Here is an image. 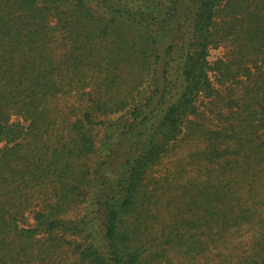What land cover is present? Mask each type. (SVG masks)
<instances>
[{
	"label": "trees",
	"instance_id": "16d2710c",
	"mask_svg": "<svg viewBox=\"0 0 264 264\" xmlns=\"http://www.w3.org/2000/svg\"><path fill=\"white\" fill-rule=\"evenodd\" d=\"M179 141L199 181L159 210ZM249 225L264 264V0H0V264H196Z\"/></svg>",
	"mask_w": 264,
	"mask_h": 264
},
{
	"label": "rangeland",
	"instance_id": "374dc122",
	"mask_svg": "<svg viewBox=\"0 0 264 264\" xmlns=\"http://www.w3.org/2000/svg\"><path fill=\"white\" fill-rule=\"evenodd\" d=\"M226 54L227 50L224 47H212L209 60L215 61L219 58L225 57ZM195 148L196 146L194 144L191 145L190 143H185V141L177 142L152 173L151 181L154 183L159 180L161 183L158 187H162L157 193L159 196V210H165L166 207H172L173 205H171L170 202H173L176 206L178 202L175 201V198H177L176 195L178 194L180 187L199 181L197 177L198 171L193 169L190 165V163H192L190 155ZM257 237L258 226H245L231 235L227 239L226 244H224L220 250H215L204 258L199 257L200 259H197L196 264L218 262L220 259L219 257H216L217 253L221 254L222 263L227 262L226 264H235L241 260L242 257L245 258L250 254Z\"/></svg>",
	"mask_w": 264,
	"mask_h": 264
}]
</instances>
